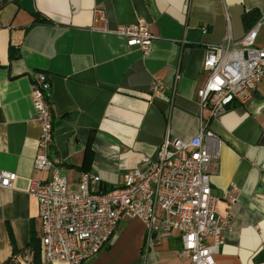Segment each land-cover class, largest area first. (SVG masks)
I'll return each mask as SVG.
<instances>
[{
  "label": "crops",
  "instance_id": "crops-1",
  "mask_svg": "<svg viewBox=\"0 0 264 264\" xmlns=\"http://www.w3.org/2000/svg\"><path fill=\"white\" fill-rule=\"evenodd\" d=\"M32 4L30 12L20 0H0V169L16 173L11 188L0 187V264H66L43 260L37 203L28 192L31 177L47 175L33 169L40 125L30 90L41 74L53 107L48 154L69 188L89 171L107 191L142 156L155 159L166 135L185 139L208 130L210 186L218 213L230 216L214 264H264V80L247 102H232L216 118L200 109L196 95L208 76L207 46L240 39L264 11V0ZM96 7L104 11L105 31L91 28ZM139 18L154 36L147 53L115 30ZM256 45L264 49V27ZM155 79L167 86L169 101L149 100ZM230 185L239 188L232 204L223 196ZM180 245L178 231L163 229L147 243L144 222L124 217L109 246L83 264H188Z\"/></svg>",
  "mask_w": 264,
  "mask_h": 264
},
{
  "label": "built area",
  "instance_id": "built-area-1",
  "mask_svg": "<svg viewBox=\"0 0 264 264\" xmlns=\"http://www.w3.org/2000/svg\"><path fill=\"white\" fill-rule=\"evenodd\" d=\"M262 27L264 11L240 39L227 36L207 46L203 69L208 76L196 95L200 109H206L211 117L224 114L234 101L247 102L264 80V49L256 45ZM91 28L108 29L100 7L94 9ZM115 30L128 46L144 53L150 50L154 36L143 19L120 24ZM46 79L42 74L36 77L30 95L33 116L40 125L33 169L47 175L31 177L28 188L37 203L43 260L83 264L111 243L119 221L128 217L144 222L147 243L153 232L176 230L180 257L186 258L188 264H214V256L230 227V216L218 213L219 197L210 186L208 166L213 153L203 137H210L211 132L201 128L185 139L166 135L155 159L142 156L136 167L123 172L122 183L107 191L99 190V176L89 171L79 172L76 188L71 189L48 154L54 125ZM169 98L164 82L153 80L149 100ZM15 178V172L0 169L1 188H11ZM238 195L236 185L223 191L230 204Z\"/></svg>",
  "mask_w": 264,
  "mask_h": 264
},
{
  "label": "water",
  "instance_id": "water-1",
  "mask_svg": "<svg viewBox=\"0 0 264 264\" xmlns=\"http://www.w3.org/2000/svg\"><path fill=\"white\" fill-rule=\"evenodd\" d=\"M20 4L30 12L34 11L32 0H20Z\"/></svg>",
  "mask_w": 264,
  "mask_h": 264
},
{
  "label": "trees",
  "instance_id": "trees-1",
  "mask_svg": "<svg viewBox=\"0 0 264 264\" xmlns=\"http://www.w3.org/2000/svg\"><path fill=\"white\" fill-rule=\"evenodd\" d=\"M47 78V77H46ZM48 81V78L46 79ZM109 245H107L106 247H108Z\"/></svg>",
  "mask_w": 264,
  "mask_h": 264
},
{
  "label": "rangeland",
  "instance_id": "rangeland-1",
  "mask_svg": "<svg viewBox=\"0 0 264 264\" xmlns=\"http://www.w3.org/2000/svg\"><path fill=\"white\" fill-rule=\"evenodd\" d=\"M109 245V244H108ZM106 248V247H105Z\"/></svg>",
  "mask_w": 264,
  "mask_h": 264
}]
</instances>
